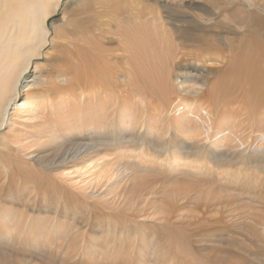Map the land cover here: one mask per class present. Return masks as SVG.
Returning <instances> with one entry per match:
<instances>
[{"label": "bare ground", "instance_id": "obj_1", "mask_svg": "<svg viewBox=\"0 0 264 264\" xmlns=\"http://www.w3.org/2000/svg\"><path fill=\"white\" fill-rule=\"evenodd\" d=\"M0 264H264V0H0Z\"/></svg>", "mask_w": 264, "mask_h": 264}, {"label": "rangeland", "instance_id": "obj_2", "mask_svg": "<svg viewBox=\"0 0 264 264\" xmlns=\"http://www.w3.org/2000/svg\"><path fill=\"white\" fill-rule=\"evenodd\" d=\"M61 16V13L58 14ZM58 17L54 16L53 20H56ZM117 152L107 153V155L100 160V164H106L105 170L112 168V165L119 159ZM95 162L90 165H82L79 167H70L69 175L62 177L61 181L65 187L72 186L78 191H84L86 188L90 191L91 189H97V182L99 175L104 174V169H101V166L94 167ZM91 168V169H90ZM104 181H107L106 178L100 180V185ZM100 188V186H98Z\"/></svg>", "mask_w": 264, "mask_h": 264}]
</instances>
